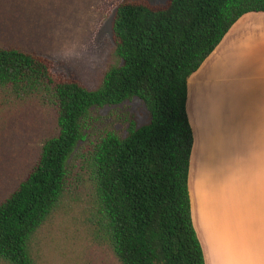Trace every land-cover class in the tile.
Instances as JSON below:
<instances>
[{"label":"trees","instance_id":"1","mask_svg":"<svg viewBox=\"0 0 264 264\" xmlns=\"http://www.w3.org/2000/svg\"><path fill=\"white\" fill-rule=\"evenodd\" d=\"M247 13H264V0H122L110 30L116 62L95 88L55 71L52 59L0 47V104L35 99L53 109L57 126L0 203L1 261L37 264L33 240L65 194L90 109L138 98L147 122L129 119L125 136L103 129L84 158L96 233L119 264H204L187 188L186 79Z\"/></svg>","mask_w":264,"mask_h":264},{"label":"rangeland","instance_id":"2","mask_svg":"<svg viewBox=\"0 0 264 264\" xmlns=\"http://www.w3.org/2000/svg\"><path fill=\"white\" fill-rule=\"evenodd\" d=\"M120 1L0 0V47L52 59L55 71L95 88L106 67L116 62L110 30ZM129 119L147 122L138 98L90 109L85 137L68 161L65 194L33 240L37 264H119L96 233V194L84 158L103 129L125 136ZM56 128L49 105L35 99L0 104V203L34 165L42 142Z\"/></svg>","mask_w":264,"mask_h":264},{"label":"crops","instance_id":"3","mask_svg":"<svg viewBox=\"0 0 264 264\" xmlns=\"http://www.w3.org/2000/svg\"><path fill=\"white\" fill-rule=\"evenodd\" d=\"M186 86L204 264H264V13L241 16Z\"/></svg>","mask_w":264,"mask_h":264}]
</instances>
